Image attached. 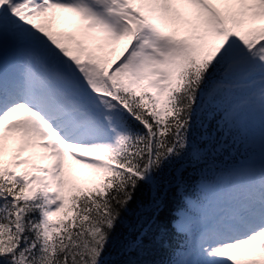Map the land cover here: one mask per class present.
Masks as SVG:
<instances>
[{"label": "snow or ice", "instance_id": "obj_1", "mask_svg": "<svg viewBox=\"0 0 264 264\" xmlns=\"http://www.w3.org/2000/svg\"><path fill=\"white\" fill-rule=\"evenodd\" d=\"M193 182L235 202L177 229ZM170 230L161 264H264V0H0V264H149Z\"/></svg>", "mask_w": 264, "mask_h": 264}, {"label": "trees", "instance_id": "obj_2", "mask_svg": "<svg viewBox=\"0 0 264 264\" xmlns=\"http://www.w3.org/2000/svg\"><path fill=\"white\" fill-rule=\"evenodd\" d=\"M187 175L189 177L197 176L196 172L191 170L188 171ZM195 187V183L193 182V187L190 188L188 191L192 190ZM182 204V198L180 194H173L170 196V202L167 209V214L169 216H173L174 210L178 208ZM181 239L179 235L174 230L169 231L167 244L164 247H154L152 251L147 253L143 259L148 261L149 264H161L163 261H167L170 258V255L173 253L174 248H176ZM148 243V241H145Z\"/></svg>", "mask_w": 264, "mask_h": 264}, {"label": "rangeland", "instance_id": "obj_3", "mask_svg": "<svg viewBox=\"0 0 264 264\" xmlns=\"http://www.w3.org/2000/svg\"><path fill=\"white\" fill-rule=\"evenodd\" d=\"M227 159V158H226ZM217 190H220L219 186L217 185H211L209 186L204 192H205V201L210 200L211 203L213 205H218L220 202L219 197L215 196V193ZM199 212H196L198 215L201 213L200 210H198ZM179 217H183V219L177 223V227H181V224H183V226L187 229L191 230V227L193 225V223H199L200 222V218H196L193 215H190L189 213L187 215H185V213L182 211L179 214Z\"/></svg>", "mask_w": 264, "mask_h": 264}, {"label": "bare ground", "instance_id": "obj_4", "mask_svg": "<svg viewBox=\"0 0 264 264\" xmlns=\"http://www.w3.org/2000/svg\"><path fill=\"white\" fill-rule=\"evenodd\" d=\"M228 207H230V206H225L226 209H227Z\"/></svg>", "mask_w": 264, "mask_h": 264}]
</instances>
